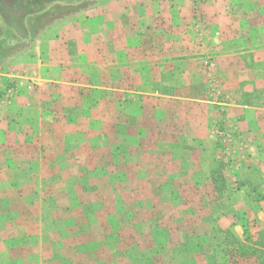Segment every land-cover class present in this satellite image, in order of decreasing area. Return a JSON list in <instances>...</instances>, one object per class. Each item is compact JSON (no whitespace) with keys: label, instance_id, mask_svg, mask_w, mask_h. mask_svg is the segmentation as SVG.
Segmentation results:
<instances>
[{"label":"crops","instance_id":"1","mask_svg":"<svg viewBox=\"0 0 264 264\" xmlns=\"http://www.w3.org/2000/svg\"><path fill=\"white\" fill-rule=\"evenodd\" d=\"M179 2L195 6L206 26L188 27L184 21L195 17L180 10L163 24L160 0H97L94 10L43 31L29 25V39L17 27L2 35L0 44L17 46H0L6 60H0V264H27L33 258L43 264L48 255L36 247L40 241L48 247L57 226L49 210L84 208L70 195L84 192L81 180L103 177V162L117 163L116 177L123 161L134 162V171L143 173L146 118L158 111L177 120L168 108L173 104L178 125L164 117L157 128L169 133L168 148L161 150L160 139L150 146L158 147L157 157L172 151L178 158L157 163L178 164L173 176L190 179L191 193L211 192L210 165L218 146L231 199L255 203L253 213L264 217V0ZM64 3L60 8L71 6ZM54 5L49 13L60 4ZM12 30L19 39H11ZM198 50L222 51L211 66L234 75L221 80L234 98L225 104V141L203 118L214 108L205 95L212 92L204 89L196 69ZM11 85L19 91L8 102L3 93ZM155 93L175 95L158 94L165 106L155 110L149 103ZM179 188L185 189L178 182ZM60 193L66 197L63 205ZM247 194L257 197L250 200ZM38 229L45 232L44 241Z\"/></svg>","mask_w":264,"mask_h":264},{"label":"rangeland","instance_id":"2","mask_svg":"<svg viewBox=\"0 0 264 264\" xmlns=\"http://www.w3.org/2000/svg\"><path fill=\"white\" fill-rule=\"evenodd\" d=\"M54 1L69 0H0V22L5 21L9 28L17 27L23 38L29 39V25L45 30L84 11L94 10L97 2L92 0L76 8L55 7L54 13H46L44 10ZM160 1L165 14L163 24L173 21V11L180 10L195 17L189 22L184 21L188 27L194 24L206 26V19L195 6L180 4L179 0ZM35 8L38 10L35 11ZM54 14L56 17L53 18ZM12 32L15 38L11 39L20 38L21 35L15 34L14 30ZM0 46H4L1 50H8L17 44L8 42ZM18 48L24 51L29 47ZM195 53L201 63L196 69L203 75L204 89L212 92L205 95L214 108L204 113L203 118L215 125L219 139L218 128L223 124L229 129L226 119L228 106L225 104L234 100L227 96L221 80L233 78L234 75L225 74L222 69L216 71L211 66L214 56H222V51L198 50ZM3 58H0L1 62L6 61ZM172 85V81L167 82L168 90ZM158 94L175 95L151 94L149 103L155 110L158 106H165L163 97ZM173 105L168 108L174 111L177 120L172 117L169 119L171 115L166 117L158 111L150 112L146 118L149 144L145 151L147 160L142 164L143 173L134 171V162L123 161L117 169L119 176L116 177L114 168L117 163L103 162L101 165L107 169V172L102 171L103 177L81 180L84 192L70 195L72 203L79 202L84 208L49 210V217L55 219L57 226L51 231L54 241L48 247L47 243L40 241V246L36 247L38 254L43 247V257L48 255V258H43V264H264V217H256L253 213L255 203L246 204L231 199L233 191L228 193V188L225 189L226 178L222 170L226 163L219 158L218 146L213 154L216 157L210 165L213 173L210 179L215 188L211 192L191 193L190 179L180 181L173 176L174 170L178 171V164L175 167L170 162L157 163L156 160L178 158V153L172 151L166 155L161 153L163 158L157 157L159 152L155 151L158 147L150 146L151 142L160 139L161 150L168 148L166 143L169 133L166 130L158 132L157 128L164 122V117L178 125V105ZM115 142L113 138V144ZM178 182L185 189L180 191ZM233 188L235 192L236 187ZM100 189L104 192L98 193ZM64 196L62 193L58 197L56 195L60 205L64 204ZM247 196L250 200L257 197L251 194ZM44 233L38 229L36 235L44 241ZM235 233L239 235L238 239ZM40 261L42 258L26 262L40 264Z\"/></svg>","mask_w":264,"mask_h":264},{"label":"built area","instance_id":"3","mask_svg":"<svg viewBox=\"0 0 264 264\" xmlns=\"http://www.w3.org/2000/svg\"><path fill=\"white\" fill-rule=\"evenodd\" d=\"M29 87L31 88L32 85H30ZM18 91L19 90L16 86L11 85L4 91L3 96L6 101L11 102L18 95ZM217 133L223 141H225L229 136V130L223 124L218 128Z\"/></svg>","mask_w":264,"mask_h":264},{"label":"trees","instance_id":"4","mask_svg":"<svg viewBox=\"0 0 264 264\" xmlns=\"http://www.w3.org/2000/svg\"><path fill=\"white\" fill-rule=\"evenodd\" d=\"M66 2L68 4H71L72 7H75L76 8V6L74 4L77 3V2H79V1L78 0H69V1H66ZM84 3H86V2H84ZM8 29H9V27L5 24V21L4 22H0V38L2 37V35L5 36V34L8 31ZM0 41H1V39H0Z\"/></svg>","mask_w":264,"mask_h":264},{"label":"water","instance_id":"5","mask_svg":"<svg viewBox=\"0 0 264 264\" xmlns=\"http://www.w3.org/2000/svg\"><path fill=\"white\" fill-rule=\"evenodd\" d=\"M89 1H92V0H81V1L77 2L75 5H80V4L84 3V2H89ZM93 1H95V0H93ZM55 4L67 5L64 2H56Z\"/></svg>","mask_w":264,"mask_h":264},{"label":"flooded vegetation","instance_id":"6","mask_svg":"<svg viewBox=\"0 0 264 264\" xmlns=\"http://www.w3.org/2000/svg\"><path fill=\"white\" fill-rule=\"evenodd\" d=\"M81 1V0H80ZM56 2H59V1H54L53 3H52V5L51 6H49V7H47V9H45L44 11H52V8L54 7V6H56V5H54V3H56ZM58 7H61V5H57ZM38 10V8H35V11H37Z\"/></svg>","mask_w":264,"mask_h":264}]
</instances>
